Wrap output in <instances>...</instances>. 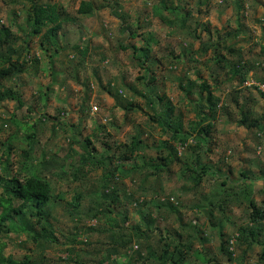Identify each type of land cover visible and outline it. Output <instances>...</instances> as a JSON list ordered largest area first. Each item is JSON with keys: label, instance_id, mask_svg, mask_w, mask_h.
Wrapping results in <instances>:
<instances>
[{"label": "rangeland", "instance_id": "1", "mask_svg": "<svg viewBox=\"0 0 264 264\" xmlns=\"http://www.w3.org/2000/svg\"><path fill=\"white\" fill-rule=\"evenodd\" d=\"M42 1L56 3L61 19L58 32L61 46L58 54L50 58L53 48L46 41L40 45L39 35L31 36L33 41L28 43L27 53L37 59V70L33 69V60L28 63L32 67H27L17 78H12L11 85L14 89L19 90L29 104H34L31 114L26 106L15 110L11 100L0 103V123L14 115L15 121L19 122L17 125L21 127L13 131L12 125H3L0 129V140L9 137L14 147L8 155L10 163L13 161V164L3 171L4 176L13 174L17 167L18 154L27 145L25 133L33 128L37 131L41 147L32 144L30 159L37 161L38 165L37 158L41 150L64 157L72 155L73 151L85 153L93 147V158L113 154L109 166L116 164L117 171L126 169L136 160L118 159L116 144L124 142L131 134H139L142 141L150 145L144 153L154 156L155 146L162 144L165 135L161 134L158 127L151 128L147 120L151 111L145 106L140 95L147 93L146 75L154 77V80L148 83L153 87L150 94L160 95L161 104L173 105V113L182 117L184 130L189 129L188 122L194 118L195 110L191 100L196 97V84L201 79L213 84L211 77L216 75L218 85L215 86V93L224 100L229 99V114H219L216 117L208 132L210 138H206L207 142L202 140L198 147L202 162L210 169L200 187L192 190L191 181L185 179L181 166L177 165L172 166L169 176L160 177L158 182L156 181L157 188L150 189L151 195L148 191L143 192L136 188L137 180L133 175L119 176L112 181L121 202L114 209L127 214L128 224L138 222L140 211L144 212L146 205L130 202L124 191L135 195L139 192L142 195L140 201L143 198L147 201L157 197L167 198L183 212L184 221L191 219L201 224L203 215L191 207L193 203H200L199 194H218L222 188L229 189V184L245 179L240 175V170L245 168L256 174L257 178L245 181L253 186L254 198L260 203L264 197L261 191L264 188L263 178L260 175V172L264 171V132L238 124L239 113L229 97L235 89L238 90L237 100L246 102L245 113L250 111L249 119L256 117L263 109L264 101L254 85L264 91L261 81L255 78L264 79V0H163L168 9L160 5V0H90L94 9L88 13L77 12L80 0ZM23 3L24 0H0V24L8 26L12 33L17 35L15 44H22V35L26 33L30 23L27 8ZM170 21L174 22L170 24ZM122 26L125 28L121 29ZM232 30L239 32L232 38L226 36L223 39L224 35ZM132 32L133 36L130 35ZM74 44L87 46L83 60H80L82 54L76 51ZM131 44L137 47L147 45L149 57L142 66L138 64V52L133 53ZM223 45H233V51L225 53L222 50ZM236 49L240 50L239 55L243 61H257L242 85L238 84V76L232 74L228 67L219 68L215 62L216 51L225 53L229 59L237 60L239 56ZM173 56L179 58L175 59ZM216 69L217 72H214ZM191 81L194 83L192 92L186 94L184 87ZM108 83L110 92L106 90ZM49 84L50 89L47 87ZM116 89L121 96L116 93ZM45 92L47 100L43 106L39 97ZM81 103L84 105L83 110L79 109ZM128 106L131 108H127ZM24 112L32 117L21 116ZM41 113L49 119L45 129L40 124L36 127L32 125L33 121H38L37 117ZM21 120L27 122L20 123ZM58 121L63 123L60 125ZM52 122L56 124L53 130ZM86 137L90 140L88 146L85 145ZM69 144L72 150L64 154ZM176 148L181 150L180 147ZM185 154L189 155L187 149L184 150L183 156ZM0 159H3L2 156ZM188 159L190 160V155ZM104 170L105 165L97 168L90 166L84 177L74 180L67 174L60 176L56 165L57 175H46L47 179H51L52 192L59 196L52 209L58 218L55 224L72 226L73 221L64 211L66 201L71 199L86 179L94 182L96 186L101 184ZM190 175L193 176V172ZM222 178L227 179V186L218 183ZM247 211L245 204L231 207V210L227 211L228 220L221 222L223 232L229 236L233 235L235 227L247 221ZM18 219L21 220V216ZM82 223L97 227L101 226L104 220L85 218ZM160 225L163 227L162 232L166 225L170 227L169 222ZM22 228V224L18 222L12 225L6 236L5 233H0L6 243L4 254H11L15 260H26L28 256H32V241L27 238ZM202 229L207 237L204 246L210 248L216 253V257L223 261L225 257L217 250L220 241L216 229L209 224L202 226ZM56 234L59 236V230ZM90 238L96 239V232H91ZM231 242L229 249L234 250L233 255H236L239 253V247ZM197 245L196 243L195 246ZM260 248L256 243L249 247L245 255L246 264H258L256 261ZM61 249L63 246L57 245L46 249L48 262L60 264L57 259L67 254ZM193 264H201V258L196 257Z\"/></svg>", "mask_w": 264, "mask_h": 264}, {"label": "trees", "instance_id": "2", "mask_svg": "<svg viewBox=\"0 0 264 264\" xmlns=\"http://www.w3.org/2000/svg\"><path fill=\"white\" fill-rule=\"evenodd\" d=\"M23 5L27 8L30 23L27 25L26 33L22 35V44H15L17 35L12 33L8 26L0 24V103L11 100L15 105V110L26 106L31 114L34 104H29L23 98L22 93L14 89L11 85L12 78H17L18 75L26 71L27 67H32L28 63L33 60H35L33 69L37 70V59L27 53L28 43L33 41L31 36L39 35L40 45L46 41L53 48L49 55L50 58L58 54L61 46L58 33L61 28V19L55 2L24 0ZM160 5L168 9L163 0H160ZM93 9L92 1L80 0L77 12L88 13ZM123 28L125 27L122 26L121 29ZM238 32L239 30H232L226 33L223 39L226 36L232 38ZM130 35L133 36L134 32ZM74 48L82 54L80 60H83L87 46L74 44ZM131 48L133 53L138 52L136 54L138 64L142 66L149 57L147 45L137 47L135 44H131ZM232 48L233 45L222 46L225 53L232 52ZM236 50L239 56L237 60L229 59L225 53L216 51L215 62L219 68L228 67L232 74L238 76V84L242 85L248 78V72L257 61H243L239 55L240 50ZM173 57L179 58L178 56ZM50 61L52 62V59ZM51 71L54 72L53 69ZM214 72H217V69ZM255 78L261 81L260 83L264 86L263 78ZM211 79L213 84H209L206 79H201L196 84L197 88L194 89L196 97L191 100L195 110L194 118L188 122L189 129L184 130L182 117L180 114L173 113V105L171 103L161 104L162 97L160 95L150 94L153 87L148 83H151L154 77L150 74L146 75L147 93L140 95L143 97L145 106L151 111L147 115V120L150 122L151 128L156 126L160 129L161 134L165 135V139L161 145L155 146L156 154L154 156L144 153L150 145L144 143L139 134H131L127 140L116 144L118 159L134 158L136 160L126 169L122 168L117 171L116 164L109 166L114 157L113 154L101 156L98 159L94 157L96 159L94 162L93 147L85 153L73 151L70 155L68 152L72 150L71 144L64 153L68 155L64 157L58 156L57 153L41 150L40 156L37 158L38 165L37 161L34 162L30 159L32 144L41 147L37 131L33 128L30 132L25 133L27 145L18 154L17 167L13 170V174L4 176L3 171L13 164V161L10 163L8 155L14 147L9 137L0 140V156L3 158L0 159L2 166V171H0V233L3 232L6 236L12 225L19 222L22 224V230L27 238L33 244L32 256H28L26 260H15L11 254H4L3 249L6 243L2 240L4 236L0 235V264H55L54 261L48 262L47 250L56 245L63 246L61 251L67 253L65 257L57 259L58 262H61L60 264H193L196 257L201 258V264H231L232 262L246 264V251L253 243L259 244L261 247L256 263L264 264V197L258 204L254 198L253 186L245 181V179L257 178L249 168L240 170L241 177L245 179L229 184V189L222 188L218 194H199L201 204L193 203L191 207L203 215L201 224L191 219L184 221L183 212L167 198L159 199L157 197V199L151 198L148 201L143 198L140 201L142 195L138 190L137 195L124 191V195L130 198V202L146 205L144 212L140 211L138 222L128 224L127 214L114 209L121 202L116 194L117 188L112 184V181L119 176L133 175L137 180L136 188L143 192L148 191L151 195L150 189L157 188L156 181L158 182L160 177L169 176L172 166L177 165L181 166L185 179L191 181L190 188L192 190L200 187L203 178L210 172V169L207 164L202 162L198 147L202 140L207 142L206 138H210L208 132L216 117L219 114H229L227 102L229 99L224 100L215 93V86L218 85L216 75ZM107 85L106 90L110 92L111 87L109 83ZM193 85L194 83L191 81L184 87L186 94L192 92ZM47 87L50 89V84ZM254 87L264 101V91L256 85ZM237 92L238 90L235 89L229 97L239 113L237 123L252 127L258 132H264V106L260 114L256 113V117L249 119L250 111L247 109L249 112L245 113L246 102L237 100ZM116 93L121 96L118 89H116ZM39 100H42L41 103L45 106L46 92L39 97ZM127 108H131V106ZM79 109H84L82 103ZM21 116L32 117L25 112ZM37 119L38 121H33L32 125L36 127L40 124L45 129L49 121L48 117L41 113ZM25 122L27 121H20V123ZM18 123L12 115L0 123V129L3 128V125H12L13 131H16L21 128L17 125ZM58 123L61 125L63 121H58ZM55 127V122H52L51 129L53 130ZM85 140L87 142L85 145L88 146L90 140L87 137ZM107 147L109 148V145ZM176 147H180L181 150L179 151ZM185 149L189 151L191 161L188 159V154L183 156ZM209 149L208 146L207 150ZM59 158L61 159L59 160ZM190 162H192L191 165H189ZM56 165L60 170L57 172L60 176L67 174L74 180L84 177L90 166L97 168L105 165L104 179H101V184L96 186L94 182L86 179L79 185V189L71 199L66 201L64 211L73 221L70 227L54 223L58 221V218L55 217L52 209L59 200L57 199L59 196L52 192L51 179H47L46 175L48 173L51 176L52 174L57 175ZM192 172L193 176L190 175ZM106 175L108 176L105 178ZM260 175L263 178L264 187V171L260 172ZM130 178L132 179V177ZM226 182L227 179L222 178L218 183L221 186H227ZM261 191L264 194V188ZM16 201L20 202L15 204ZM242 204H245L248 210L247 221L237 225L234 234L229 236L223 232L221 222L228 220L227 211H230L231 207ZM19 216H21V220L18 219ZM83 218H102L104 223L94 227L89 223H82ZM168 222L170 227L168 228L166 225L162 232L163 227L160 223ZM205 224L216 229L217 238L220 241L217 250L225 257L223 261L219 260L216 253L212 252L210 248L204 246L207 237L202 226ZM58 230L59 236L56 234ZM91 232H96V239L90 238ZM208 236H212V234H208ZM231 241L239 247V253L236 255H233L234 250L229 249ZM196 243L197 246H195Z\"/></svg>", "mask_w": 264, "mask_h": 264}]
</instances>
